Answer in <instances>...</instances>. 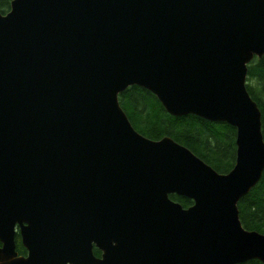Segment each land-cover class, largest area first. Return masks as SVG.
I'll list each match as a JSON object with an SVG mask.
<instances>
[{
	"label": "water",
	"instance_id": "1",
	"mask_svg": "<svg viewBox=\"0 0 264 264\" xmlns=\"http://www.w3.org/2000/svg\"><path fill=\"white\" fill-rule=\"evenodd\" d=\"M255 56L264 0H12L0 12V264L264 263V234L237 206L264 171L246 88ZM132 86L173 116L234 127L231 170L139 133L118 99Z\"/></svg>",
	"mask_w": 264,
	"mask_h": 264
},
{
	"label": "trees",
	"instance_id": "2",
	"mask_svg": "<svg viewBox=\"0 0 264 264\" xmlns=\"http://www.w3.org/2000/svg\"><path fill=\"white\" fill-rule=\"evenodd\" d=\"M12 0H0V12L6 13ZM246 88L261 111V130L264 139V57H254L247 65ZM119 103L133 127L142 135L158 140L164 136L190 149L195 155L220 173H227L236 157V129L224 122H212L193 114L173 116L148 90L132 86L119 94ZM170 198L188 207L192 201L176 194ZM239 219L244 228L264 234V171L260 180L238 202ZM16 250L27 251L16 233ZM93 252H101L94 247ZM243 264H264L253 259Z\"/></svg>",
	"mask_w": 264,
	"mask_h": 264
},
{
	"label": "bare ground",
	"instance_id": "3",
	"mask_svg": "<svg viewBox=\"0 0 264 264\" xmlns=\"http://www.w3.org/2000/svg\"><path fill=\"white\" fill-rule=\"evenodd\" d=\"M236 138V137H235Z\"/></svg>",
	"mask_w": 264,
	"mask_h": 264
}]
</instances>
